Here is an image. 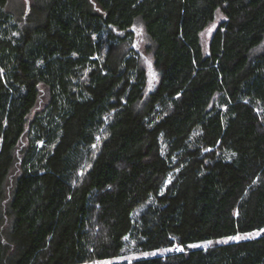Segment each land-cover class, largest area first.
Masks as SVG:
<instances>
[{
  "label": "trees",
  "instance_id": "1",
  "mask_svg": "<svg viewBox=\"0 0 264 264\" xmlns=\"http://www.w3.org/2000/svg\"><path fill=\"white\" fill-rule=\"evenodd\" d=\"M137 17L148 93L137 53L112 55ZM263 42L264 0H34L24 26L0 0V264L113 258L126 236L181 250L106 264H264V232L191 245L264 227Z\"/></svg>",
  "mask_w": 264,
  "mask_h": 264
},
{
  "label": "rangeland",
  "instance_id": "2",
  "mask_svg": "<svg viewBox=\"0 0 264 264\" xmlns=\"http://www.w3.org/2000/svg\"><path fill=\"white\" fill-rule=\"evenodd\" d=\"M33 4H34V0H7V10H9L15 16L17 21L22 26H24L26 25V21H27V13L30 12ZM222 19H223L222 13L219 10L216 11L214 20L202 31L200 36H201V44L204 51H206L207 49V45L213 30L216 28V26ZM112 44H113L112 45L113 56H118V57L124 55L127 56L129 54L130 49H133L137 53V55L139 56V64L146 72L147 85L145 92L148 93L149 91H151L159 78L160 71L154 65V59H153L154 42L146 33L144 21L140 17L135 18L133 23V35L131 37V40L125 41L123 43L114 42ZM109 46L111 45L108 43L102 53V56H104L107 53ZM263 48H264V42L259 47H257L256 51H260ZM43 95L45 98V94ZM197 133L198 130H196L193 133V138L196 136ZM15 173H16V169L13 170V173L11 174L9 181L12 180V177L15 175ZM173 176H174V172L169 175L168 179L166 180V183L169 182ZM261 229H264V227ZM261 229H254L248 232H243L240 234H236L234 236H228L220 239L197 242L191 245L206 247L214 243L238 240V239H229L230 237H240L239 239L251 238L257 236L255 235V233L257 232H259V234L262 233V231H260ZM248 234H253V235H248ZM125 241H126V246L120 255L103 260H91L80 264H106V263L123 261V260L131 261L136 257H145L154 254H164L174 249H180V246H173L170 248H160L150 251H141L135 248V244L129 236L125 237ZM209 241L211 243H209ZM146 253L147 255H145Z\"/></svg>",
  "mask_w": 264,
  "mask_h": 264
},
{
  "label": "snow or ice",
  "instance_id": "3",
  "mask_svg": "<svg viewBox=\"0 0 264 264\" xmlns=\"http://www.w3.org/2000/svg\"><path fill=\"white\" fill-rule=\"evenodd\" d=\"M260 231L264 232V229H261ZM248 235H253V234H248ZM255 235H259V232L255 233ZM239 238L240 237H230L229 239H239ZM209 243L211 242L209 241ZM192 247H195V245H192ZM178 250H181V249H178ZM145 255H147V253Z\"/></svg>",
  "mask_w": 264,
  "mask_h": 264
}]
</instances>
